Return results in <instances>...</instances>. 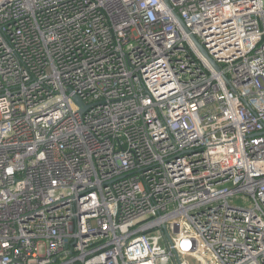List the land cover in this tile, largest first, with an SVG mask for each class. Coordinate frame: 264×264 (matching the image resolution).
<instances>
[{"label": "built area", "instance_id": "built-area-1", "mask_svg": "<svg viewBox=\"0 0 264 264\" xmlns=\"http://www.w3.org/2000/svg\"><path fill=\"white\" fill-rule=\"evenodd\" d=\"M0 264H264V0H0Z\"/></svg>", "mask_w": 264, "mask_h": 264}, {"label": "water", "instance_id": "water-1", "mask_svg": "<svg viewBox=\"0 0 264 264\" xmlns=\"http://www.w3.org/2000/svg\"><path fill=\"white\" fill-rule=\"evenodd\" d=\"M164 1H168V0H164ZM180 19V18H179ZM181 23L183 24L182 19H180ZM191 38L192 40L195 42V44L198 46L199 50L202 52V54L212 63V65L215 67V69L219 70L220 67L218 65V63L208 54L207 50L204 48V46L197 40V38L191 34ZM75 99L79 101L78 97H75Z\"/></svg>", "mask_w": 264, "mask_h": 264}, {"label": "rangeland", "instance_id": "rangeland-1", "mask_svg": "<svg viewBox=\"0 0 264 264\" xmlns=\"http://www.w3.org/2000/svg\"><path fill=\"white\" fill-rule=\"evenodd\" d=\"M234 198H235V199H241V195H240V194H239V195H235ZM158 247H159V248H165V247H166L165 241H163V240L160 241L159 244H158ZM188 259H189L190 262H193V258L188 257Z\"/></svg>", "mask_w": 264, "mask_h": 264}]
</instances>
